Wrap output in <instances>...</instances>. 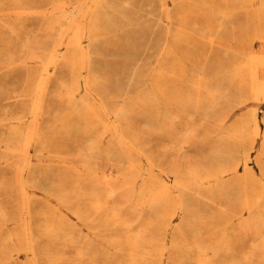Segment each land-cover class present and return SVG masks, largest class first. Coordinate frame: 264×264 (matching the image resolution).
<instances>
[{
	"label": "bare ground",
	"instance_id": "obj_1",
	"mask_svg": "<svg viewBox=\"0 0 264 264\" xmlns=\"http://www.w3.org/2000/svg\"><path fill=\"white\" fill-rule=\"evenodd\" d=\"M48 1L45 5H35L38 0H0V21L5 23L7 20H14L13 24H6V27L18 41L22 40L19 33L25 29L22 21L29 17H42L41 27L48 32L45 39L32 41L27 38L22 44L17 45L19 50H10L2 55L7 66H17L19 62L16 57H26L31 64L38 66L39 71L35 84L30 89L31 105L28 112L12 117L13 124L8 125L9 121L4 123L8 126L11 137L0 141L4 143L7 150L6 154L0 153V162L23 161L20 167L24 171H29L32 177V182L26 184L22 179L23 174L15 176L6 191L14 198L15 220L21 219L19 230L13 232L5 230L9 214L0 207V229L8 232L7 237H2L0 242V264L13 259L11 245L14 233L19 236L17 250H28L31 253L32 258L28 260V264H41L42 256L46 257V264H65L66 253L62 252V248L65 247L67 234L73 232L74 226L62 209L72 211V214L80 221L82 214L75 210L72 199L68 200L67 196H74L76 193L83 196L84 193L87 194L86 191L94 193L90 199H85V204L95 212L92 217L94 219L88 221L87 225L103 223L105 231H109L110 235L106 238L97 237L109 244L113 252L100 249L93 238H87L88 249H76L80 260L84 259L87 250L90 251L95 247L96 257L106 256L108 264H162L166 246L161 243L162 237L157 239L153 236L157 223L143 220V213L139 207L145 206L147 217L155 216L164 230H166L168 218H171L177 208H180L184 214L182 224L171 240L170 261H167V264L175 262L177 264H238L237 259L233 257L235 255L243 256L241 264H251L258 256L257 259L264 264V164L261 162L262 159L264 160V131L258 114L259 104L264 102V48L258 51L252 47L242 46L226 48V42L219 39V36L230 31L235 37V10L240 5L250 17L246 27L241 28L242 32L245 29L248 32L255 29L252 38L263 40L264 0H259L260 6L257 11L256 9L252 11L253 2L256 0H241V2L240 0H182L179 5H176L175 12L169 9L170 0H154L151 6L157 5L158 10L168 15L171 12L172 15L169 17L173 27L176 26L174 30L184 31L191 22L198 23L202 34L201 40L214 47L225 48L232 58L238 57L241 60L235 59L236 62L224 75V80L229 81L226 89H223L221 85L215 86L213 80L200 74L197 69H193V81L190 86L194 92L190 93L184 85L187 81V69L190 68L187 60L189 59L187 46L185 41L175 34L172 42H164L160 49L157 62H160L161 66L156 67L154 74L150 70L144 75L138 69L142 60L130 59L135 70L129 77V89L123 91L119 86V80H116L117 94H111L109 90L112 79L108 75L107 67L104 66L102 72L98 70L97 64L105 62L103 52H106L109 47H119L125 35L131 38L132 48L135 50L146 41L151 24L143 22L141 23L144 24L143 26L139 25V11H122L134 7V0ZM117 9L119 11H116ZM195 10H197L198 20L193 21ZM210 17L216 18L215 25L209 21ZM229 25L231 29L227 27ZM170 31L169 29L165 31L166 37L169 36ZM85 41L89 43V50V47L87 49L83 47ZM227 43L229 44V40ZM8 47L12 48L11 45ZM154 47L153 42L151 48L154 49ZM178 48H183L181 53L183 58L178 55ZM91 50L95 54L93 57ZM27 63L25 62L26 66ZM176 66H178V74ZM61 70L70 75L71 81L64 82L61 85V91L56 92L55 95L60 98V103L67 104L69 113L62 116L59 106H56L55 115L51 119V114L45 110L44 101L49 92L51 77ZM85 70L87 75L82 83L81 77ZM165 77L179 80L177 91L174 84L164 82ZM232 91L244 92L249 98L238 102L231 97ZM112 98L119 99V102L111 103ZM250 99L254 105L247 114L235 120L226 134L218 133L217 146L212 148L217 154V160L204 167L198 164L170 165L165 161H159L134 133V129L139 127V119L150 114L156 121L162 116V125L169 129L179 124L185 127V135L192 134L193 125L185 121L184 110L188 105L197 110L196 117L192 115L190 121L193 118H199L203 124L208 122L206 121L207 112H213L216 109H219V112H227L228 115L221 116L220 124L217 125L219 127L217 132H219L230 116V110H224L221 107L242 105ZM176 103L181 113L179 116L172 114ZM75 119L77 125L83 124L92 138L86 149L80 145L77 148L78 153L82 152L84 156L82 170L79 172L72 166H61L58 163L38 167L31 165L32 162L29 159L34 144L39 145L36 157L44 160L57 152H75L61 146L60 138H57L61 133L52 130V128H58L59 121L64 122L63 126L69 128V124H72ZM155 120L145 122L147 126H153ZM195 126L199 127L197 123ZM99 128H102L101 133L97 132ZM165 133L168 139L172 138L170 130ZM106 137L115 143V148L109 147L110 144L101 148V139ZM203 143H206V140L202 141ZM258 143L259 148H257ZM248 145L249 147L244 149L243 158L237 160L235 155L241 148H246ZM116 151L127 160L130 172L141 179L140 188H137L134 179L127 176L109 180L101 174V178H94L93 156L98 154L105 160L111 161L117 156ZM253 151L256 152V161L260 166L262 179L256 178L251 171ZM132 157L146 158L151 168H144ZM155 162L162 169H169L173 178L161 179L152 173ZM61 167L69 169L72 174L71 181H69V173H64ZM241 168L244 169L243 176H239ZM228 174L237 176L224 180ZM51 177H54L52 182L56 183L55 192H47L40 186L35 188V180L39 182L41 179L50 183ZM29 186L55 196L61 204L49 206L45 226L38 228L37 231L31 225L32 215L28 210L31 203L28 198ZM172 190H178L181 193L175 196ZM0 195H2L1 192ZM236 195L237 197L234 198ZM213 197L225 201L228 205L239 203L242 211L234 214L232 219L226 220L224 226L220 220L206 225V222L199 218V227L195 228L197 221L194 220L193 239L206 238L207 235L203 234L205 231L216 236L215 241L198 242L194 243V246H189L187 242L192 238L185 235L183 223L188 219L190 201L196 199L216 205ZM166 212L168 214H165ZM235 221L237 226L229 235L227 228ZM87 228L90 229L88 226ZM204 229L207 230L203 231ZM37 233L40 235L36 236ZM247 237L253 240L250 249L245 247L244 241ZM70 239L73 240L71 248L74 249L76 238ZM41 243L43 247L40 246ZM147 244L148 247H146Z\"/></svg>",
	"mask_w": 264,
	"mask_h": 264
},
{
	"label": "rangeland",
	"instance_id": "obj_2",
	"mask_svg": "<svg viewBox=\"0 0 264 264\" xmlns=\"http://www.w3.org/2000/svg\"><path fill=\"white\" fill-rule=\"evenodd\" d=\"M153 1L154 0H134V7H132L131 9L122 10L125 12L139 11V25L143 26L144 24H141L143 22L151 24V30H149V35L148 37H146V41L141 44L142 46L138 47L136 50L133 49L130 40L131 38H129L128 35H125V38H123V42L119 47H109L106 52H103L105 55V62L97 64L99 67L98 70L102 72L103 67H107L108 75L112 79V84L109 86L111 94H117L116 80H119V86L122 88L123 91H125L127 88L129 89V77L132 76V72L135 70V66L133 65V63L130 62V59L133 60V58H136L142 60V64L138 69L144 75L148 74L150 70H152V74H154L156 67L161 66V63L157 62L160 49L162 48L164 42H172L173 36L175 34L179 35L185 41L187 46L186 51L188 52L189 56V59L187 60L189 61L190 65L189 70L187 69L186 72L187 81L184 84L186 85L185 88L187 89V91L190 93L194 92L193 89L191 90L190 86L193 81V69H197L200 74H203L207 78L213 80L215 82V86L221 85L223 89L228 88L229 81L226 79L224 80L223 77L227 72H229L230 68L232 67V64L236 62L235 59H241L238 57L232 58V55L228 54V51H226L225 48L214 47L201 40L200 38L202 34L200 33V25L198 23L191 22L190 25H187V29H185L184 31L178 32L174 30V27L176 28V26L173 27L172 20L169 17V15H172L170 14L171 12H169V15L168 13H162L161 10H158L157 5L151 6ZM181 1L182 0H170L168 4L169 9L172 12L177 11L176 5H179ZM48 2V0H38V3L35 5H45ZM259 6V0L253 2L252 11H254V9H256L255 11H257ZM237 7L238 8L235 10L234 20L236 29L235 37L232 36L230 31L225 32L224 34L221 33L222 35L219 36V39L226 42V48L227 46H232L234 48L242 46L244 48L252 47L254 50L257 51L263 49L264 39L261 40L258 38H252V33H255V29H252L249 32L245 29L242 32L241 28L244 29L246 27V24L249 23L250 17L246 15V12L241 9L240 5H238ZM116 11L119 10L117 9ZM150 11L155 12L148 13ZM193 14L195 15L193 21L196 19L198 20V18H196L197 10H195ZM42 19V17H29L28 19L23 20L22 22H24L25 24V29H23V31L19 33L22 37V40L20 41H18L16 37L6 27V24H13L14 20L10 19L7 20L5 23H2V21H0V141L11 137L9 128L8 126H5L4 123H7L9 121L10 123H8V125L13 124L11 123L12 117L18 114H26L28 112L31 105L30 89L34 86L36 76L38 74L37 72L39 71L38 66L31 64L28 61L29 59L26 57H16V60L19 62L17 66H7L6 62L3 61L4 58L2 57V55L3 53L10 50H19L17 45L22 44L27 38L32 41H34L35 39H45L48 36V32L41 27V22L43 21ZM215 20L216 18L214 19L213 17H210L209 19V21L213 24ZM217 22H219L218 19ZM227 27L231 29L230 25ZM258 27H260V25ZM167 29L171 30V33L169 34V36L166 37L165 31H167ZM228 40L230 45L227 43ZM153 42L155 43L154 49L151 48ZM10 45L12 46V48L8 47ZM83 47L87 49V47H89V43L85 41ZM89 49L90 47L88 48V50ZM100 52L102 53L101 49ZM182 52L183 48H180L178 51V55L180 57ZM91 56H95V54L92 53V50ZM25 62H28L27 66L25 65ZM31 67L33 69H31ZM176 72L178 74V66H176ZM83 74V77H81L82 83H84L85 81L83 79L87 75V70H85ZM66 81L67 83H70L71 78L70 75L64 70L54 73L50 79V83L48 86L49 92L45 97L44 107L47 113L51 114V119H53L55 115L54 111L57 109L56 106H59V110L62 112V116H66L69 113L67 104L65 102L60 103V98L55 95L56 92L61 91V85ZM164 82L168 84H174L175 91H177V87L179 85V80L177 78L173 79V77H165ZM245 95L247 94L244 92L232 91L231 97H234L236 101L239 102L243 99L249 98ZM175 97L177 98V96ZM110 102L118 103L119 99L113 100L112 98ZM253 105L254 104L251 99L246 101L242 105L238 104L234 107L232 105H223V107L221 108L224 110H230V116L227 120V123H225L224 126L221 127V130L219 132H217V129H219L217 125L220 124L219 121L221 119V116L228 115L227 112H219V109H216V111L213 112L209 111L206 114V121L208 122L203 124L201 122L202 120L199 118H193L192 121H190V117L192 115L196 117L195 114L197 110L195 109V107L188 105L184 110L185 121H188L191 123V125H193L192 134L185 135V127L179 124H175L171 129H169L162 125V116L159 117L156 121L150 114H147L145 117H141L139 119V127L134 129V133L139 136L140 141L145 145V148L148 151L152 152L153 155L159 161H165L170 165L173 164L184 166L188 164H198L204 167L205 165H209L210 163H215L217 160V154L214 152V149L212 150V148H215L217 146V140H219L218 133H221L220 135L226 134L228 132V128L231 125H234L235 120L244 117ZM49 107L51 109L50 112ZM203 112L204 111H202V113ZM172 114L176 116H179L181 114L180 110L177 108V103L176 108L173 109ZM258 114L261 120V127L264 131V102H260ZM146 120H155V123L153 124V126H147L145 122ZM59 123L60 124L58 125V128H52V130L61 133V135L57 137L60 138V145L72 149L75 152H57L52 154V157L48 158L47 160H44L36 157L39 145L34 144L31 157L29 159L32 162L31 165L38 167L49 166L50 163H58L61 166H72L80 172L82 170L84 156L82 152L78 153L79 149L77 148H79L80 145L83 146L84 149H86L88 143L92 140L91 135H88L89 132L84 128L82 123H79V125H77L76 119L72 124H69V128L63 126L64 122L59 121ZM195 123H197L199 127H196ZM168 130L171 131V139H168L166 137L165 132H167ZM97 132L101 133L102 128H99ZM67 133H69L68 136ZM205 140L206 143L202 144V141ZM181 142L187 143L181 144ZM101 143V148H105V145L107 144H110L109 147L112 148H115L116 146L115 143L107 137L103 140L101 139ZM247 147H249V145L246 146V148H241L239 152L235 155V158L237 160H241L243 158L245 152L244 149H247ZM5 148L6 147L4 143H0V153L6 154L7 150ZM257 148H259V143L257 144ZM116 152L117 156L111 161L105 160L98 154L93 156L94 167L92 172L95 173L94 178H101V174H103V176H105L109 180H114L118 177L127 176L129 178L134 179L137 188H140L142 186L141 179L137 178L136 175L130 172V170L128 169L127 160L122 157V155H119L118 151ZM132 158L135 161H138V163H140L144 168L150 167V165L146 161V158ZM251 159V171L256 175V178L262 179V173L260 166L257 164L256 161L255 151L251 153ZM261 162L262 164H264L263 159L261 160ZM20 163L23 164V161L12 163H7L6 161L0 162V192L2 194L0 195V207L5 210L6 214H9V217H7L8 223L6 225L5 230L10 232H13L14 230H19V222L21 223V219L15 220L16 209L13 205L14 198L9 193H6V191L8 190L12 178L17 175L21 176V174H23L22 179L23 182L26 184L32 182L31 174L27 170L24 171L20 167ZM61 169L64 173H69V181H71L72 174L69 169L66 167H61ZM151 171L161 179L171 180L173 178V175L170 170L162 169L157 162L154 163ZM243 175L244 169L241 168L239 176ZM235 176L237 175L228 174L226 176V179L224 180H230ZM53 178L54 177H51L50 183H46L43 180L41 181V179H39V182L35 180V188H38L40 186V188L47 192H55L56 183L52 182ZM68 186H70L69 183ZM35 188L30 186L28 188V198L29 202H31L29 206L30 208L28 210L32 215L31 225L33 229H36L37 231L38 228H42L43 226H45V222L48 219L47 213L50 209L49 206H57V203H60L55 196H51L48 193L39 191ZM171 192L175 196L181 193L178 190H172ZM86 193L87 194L84 193L83 196L78 193H76L74 196H67L68 200L72 199V206L75 208V210L80 211V213L82 214L80 221L75 217L74 214H72V211L62 209L65 212V215L72 222V226H74L73 232L67 234L68 238H65V247L62 248V252L66 253L64 262L65 264H108L106 256L102 258L96 257L97 250L95 247L91 248L90 251L87 250L85 252V257L83 260H80L76 253V249H88L89 240H87V238H93L95 240V244L100 249H104L108 252H113V248L110 247V245L107 244L102 238H100H106L110 235L109 231H105V226L103 225V223L101 222L96 225H87L88 221H92L94 219L92 217L95 215V212L85 204V199H90L94 195V193L91 191H86ZM237 195L234 196V198L237 197ZM78 197L82 198L83 200L79 199ZM213 200L216 205L210 202H201L196 199L190 201V212L188 215V219L183 223L185 235H188L190 238H192V240L188 239L189 241L187 242V244L189 246H194L193 244L198 242L209 243L210 241H215L214 237L216 236L209 231H205L207 229H204L203 231L205 232H203V234L207 235L206 238L193 239L194 235L192 229L194 226V220L197 221V226L195 225V228L199 227V218L205 221L206 225L214 224L215 222L220 220L222 225L224 226L226 220L232 219L234 214L240 213L242 211V207L241 205H239V203H231L228 205L225 201L220 200L216 197H213ZM139 209L143 213V220L145 222L152 221L157 223V229L153 233V236L157 239H160V237L163 238V241L161 243L166 246V250L164 255L162 256L161 262H163L162 264H167V261H170L169 253L171 251H169V246L171 244V240L173 239L178 230V227L182 224V220L184 217L183 212L180 208H177L173 212L171 218L168 215L170 219L168 218L169 221L167 220L168 224L166 226V230H164L160 227L161 224L157 222L155 216H151L150 218L147 217L148 214H146L145 206H141L139 207ZM165 214L168 213L166 212ZM86 225L90 229H88ZM236 226V221L234 222V224L230 223L229 227L227 228V233L231 235ZM5 230L0 229V242L2 237H7L8 232L6 233ZM38 235L40 234L37 233L36 236ZM12 236L13 240L11 245V252H13L14 254L13 259L9 262L2 264H28V260L32 258L31 253L28 250H17V248L19 247V236H17L16 233H14V235ZM71 237L76 238L74 240V249L71 248V243L73 241L70 239ZM40 242H42V240H40ZM244 242L245 247L247 249H250L253 244L252 238L247 237ZM42 245L43 244L41 243L40 246ZM146 247H148V244ZM147 252H149L148 248ZM233 257L235 258V260L237 259L238 264H241L243 262L241 260V258L243 257L242 255H235ZM257 258L256 260L252 261L251 264H263V262L258 260ZM42 259L43 260H40L41 264H46V257L42 256ZM174 264H177V262H175Z\"/></svg>",
	"mask_w": 264,
	"mask_h": 264
}]
</instances>
